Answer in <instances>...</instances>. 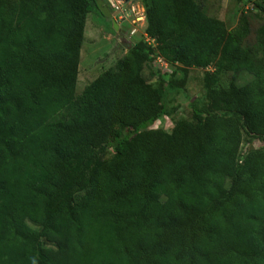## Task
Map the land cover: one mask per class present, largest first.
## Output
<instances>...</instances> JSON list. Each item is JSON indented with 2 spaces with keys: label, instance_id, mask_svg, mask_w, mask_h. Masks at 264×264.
Wrapping results in <instances>:
<instances>
[{
  "label": "trees",
  "instance_id": "16d2710c",
  "mask_svg": "<svg viewBox=\"0 0 264 264\" xmlns=\"http://www.w3.org/2000/svg\"><path fill=\"white\" fill-rule=\"evenodd\" d=\"M235 1L252 39L245 14L142 0L156 51L138 35L76 93L87 17L114 33L97 0H0V264H264V0ZM157 57L211 69L170 133Z\"/></svg>",
  "mask_w": 264,
  "mask_h": 264
},
{
  "label": "rangeland",
  "instance_id": "374dc122",
  "mask_svg": "<svg viewBox=\"0 0 264 264\" xmlns=\"http://www.w3.org/2000/svg\"><path fill=\"white\" fill-rule=\"evenodd\" d=\"M101 1L111 12L112 18L118 27L113 33L110 30L107 31L104 19L96 18L95 15L91 14L87 17L78 66L76 93H80L84 86L93 81L100 73L113 67L127 53L131 46L137 42L138 35L146 27L145 10L142 0ZM196 1L207 15L223 20L228 29H233L237 25L241 14L247 15L251 29V39L256 29L263 23V18L255 17L250 6H242L235 0ZM110 4H113L114 7L117 6L118 11L114 7L112 8ZM118 16H122V20H119ZM134 29H136L137 33L134 36H130V31ZM153 70L155 72L158 71L159 76H162L164 73L153 62V64H146L143 76L150 84L156 87L159 84V80L153 75ZM168 70L170 72L168 75H171L172 81L181 86L183 92H175L168 96V113L156 122L152 128L162 129L170 133L175 121L182 118L189 119V104L191 101L194 100L198 105L207 102L203 77L204 73L211 69L186 70L182 66L175 64L168 66ZM231 76V73L218 74L213 84L217 87L225 88L228 86ZM261 145L260 142L256 141L251 146H248V148L255 149ZM102 157L109 159L112 157V152L109 149H105L102 152Z\"/></svg>",
  "mask_w": 264,
  "mask_h": 264
},
{
  "label": "built area",
  "instance_id": "2783aa9c",
  "mask_svg": "<svg viewBox=\"0 0 264 264\" xmlns=\"http://www.w3.org/2000/svg\"><path fill=\"white\" fill-rule=\"evenodd\" d=\"M110 5H111L112 8L114 7L113 4H110ZM114 8L116 9V11H118V7H117V6L114 7ZM114 12H115V10H114ZM118 19H119V20H122V16H118ZM136 33H137V32H136V29L131 30V31H130V36H134ZM140 36H141V38H143V39L145 40V42H146L148 45L151 46V48H152L153 51H156V49H155L156 45H155L154 41H153L152 39H150L149 37H147V35L144 33V29H143L142 32H140ZM154 63H155V64H156V65H157L162 71H167V70H168V66H169V65H168V64H167L162 58H160V57L155 58Z\"/></svg>",
  "mask_w": 264,
  "mask_h": 264
},
{
  "label": "water",
  "instance_id": "95a60500",
  "mask_svg": "<svg viewBox=\"0 0 264 264\" xmlns=\"http://www.w3.org/2000/svg\"><path fill=\"white\" fill-rule=\"evenodd\" d=\"M97 6L100 10V12L108 19H110L111 23H112V27L114 30H117V24L116 22L113 20L112 18V14L109 11V9L103 4V2L101 0H97ZM130 48V47H129Z\"/></svg>",
  "mask_w": 264,
  "mask_h": 264
}]
</instances>
